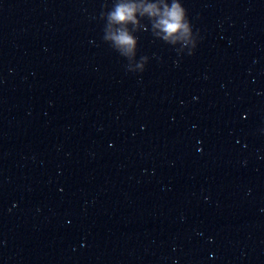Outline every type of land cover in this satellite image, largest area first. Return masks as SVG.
Returning a JSON list of instances; mask_svg holds the SVG:
<instances>
[{
    "label": "clouds",
    "instance_id": "9594fccd",
    "mask_svg": "<svg viewBox=\"0 0 264 264\" xmlns=\"http://www.w3.org/2000/svg\"><path fill=\"white\" fill-rule=\"evenodd\" d=\"M143 13H148L150 16H159L160 19L156 27L160 28L167 35L165 39L172 37L178 32H188V25L183 22L184 19V9L177 3H174L171 8L164 6L163 12L157 8L156 5H138L134 3L120 4L116 6L114 12L110 13V20L116 24L124 25L128 22L136 23L135 14L137 11ZM116 43V45L126 52L131 53L135 47L136 41L134 38L128 34L125 28L117 30V33L113 34L111 37Z\"/></svg>",
    "mask_w": 264,
    "mask_h": 264
}]
</instances>
